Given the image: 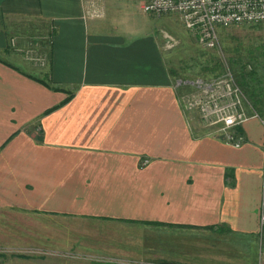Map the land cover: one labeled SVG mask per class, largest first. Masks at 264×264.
<instances>
[{"label":"crops","instance_id":"1","mask_svg":"<svg viewBox=\"0 0 264 264\" xmlns=\"http://www.w3.org/2000/svg\"><path fill=\"white\" fill-rule=\"evenodd\" d=\"M143 1L86 18L81 0H0L1 59L22 67L16 18L53 30L47 85L0 62V238L119 263L258 264L261 121L233 147L183 107Z\"/></svg>","mask_w":264,"mask_h":264},{"label":"rangeland","instance_id":"2","mask_svg":"<svg viewBox=\"0 0 264 264\" xmlns=\"http://www.w3.org/2000/svg\"><path fill=\"white\" fill-rule=\"evenodd\" d=\"M137 15L140 21L156 27L166 64L183 83L181 92L192 91L193 86L190 82L197 78L210 79L229 73L242 89L252 111L258 115L257 118L264 120V23L218 27L216 45L213 48H206L198 43L196 36L176 14L156 16L138 9ZM47 27L48 25L38 19L16 18L13 27H10L14 43L8 46L9 54H15L21 61L22 67L18 68L44 78L45 74L48 76L45 70L48 61L45 54H37H40V51L45 53L48 49V46L44 45ZM38 56H42L43 63L37 60ZM10 64L15 66L11 62ZM248 72H251V77ZM244 74L247 76L244 77ZM242 81H245L247 86L243 85ZM262 128L264 129V126ZM11 244V237L0 238V264H118L120 261L117 256L110 258L105 253H98V257L91 256L89 252L81 253L77 251L76 245H68L66 251L59 253L30 251L26 253V250H11ZM15 254H26L30 257L21 258L14 256ZM106 258H109L108 261ZM121 263L174 264L156 261L152 255H146L142 259L131 258Z\"/></svg>","mask_w":264,"mask_h":264},{"label":"built area","instance_id":"3","mask_svg":"<svg viewBox=\"0 0 264 264\" xmlns=\"http://www.w3.org/2000/svg\"><path fill=\"white\" fill-rule=\"evenodd\" d=\"M81 1L84 17L99 18L104 14L102 0ZM141 10L156 16L167 13L178 15L181 22L196 36L198 43L206 48L216 45L218 27L264 23V0H144ZM13 43L11 39L10 44ZM41 57L38 56L37 60L43 63ZM178 83L183 87L180 79ZM190 84L193 90L181 95L183 107L195 111L201 122L226 144L240 147L246 140L242 131L244 123L258 115L252 111L232 76L227 73L210 79L197 78ZM260 121L264 126V120ZM258 220L260 234H263L264 196ZM258 264H264L263 242L258 249Z\"/></svg>","mask_w":264,"mask_h":264},{"label":"trees","instance_id":"4","mask_svg":"<svg viewBox=\"0 0 264 264\" xmlns=\"http://www.w3.org/2000/svg\"><path fill=\"white\" fill-rule=\"evenodd\" d=\"M46 29H47V33H46V41H45L44 45H45V46H49V44L51 45V40H52V37H53V30L51 29V26H50V29H49V27H47ZM42 45H43V44H42ZM50 47H51V46H50ZM38 54H39V53H38ZM40 54H45V55H46V50H45V53L42 52V51H40ZM46 56H47V55H46ZM46 61H48L47 57H46ZM0 62H2V63H4V64H6V65H8V66H10V67H12V68H14V69L20 71V69H19L18 67L13 66L12 64H10V63H8V62L2 60L1 58H0ZM22 73H23V72H22ZM248 73L251 74V72H248ZM24 74H25L26 76L30 77V78H33V79H35V80H37V81L43 83V84H46V85L48 84V83H47V77H48V76H47L46 74H45L46 78H44L43 76H42V77H38V76H35V75H32V74H29V73H26V72H25ZM246 76H247V74H244V77H246ZM251 76H252V74L250 75V77H251ZM242 80H243V78H242ZM242 84L245 85V86H247V84L245 83V81H242ZM254 104L256 105L257 102L255 101Z\"/></svg>","mask_w":264,"mask_h":264}]
</instances>
